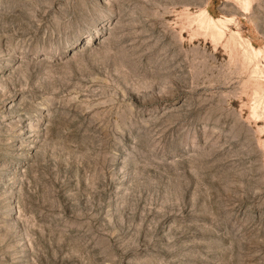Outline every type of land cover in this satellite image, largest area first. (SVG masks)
Wrapping results in <instances>:
<instances>
[{
  "label": "rangeland",
  "instance_id": "rangeland-1",
  "mask_svg": "<svg viewBox=\"0 0 264 264\" xmlns=\"http://www.w3.org/2000/svg\"><path fill=\"white\" fill-rule=\"evenodd\" d=\"M0 264H264V0H0Z\"/></svg>",
  "mask_w": 264,
  "mask_h": 264
}]
</instances>
